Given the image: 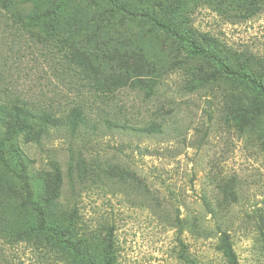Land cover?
<instances>
[{
    "label": "rangeland",
    "instance_id": "374dc122",
    "mask_svg": "<svg viewBox=\"0 0 264 264\" xmlns=\"http://www.w3.org/2000/svg\"><path fill=\"white\" fill-rule=\"evenodd\" d=\"M121 1L141 10L161 3L169 13L178 7V31L208 34L264 66V0ZM2 2L0 264L98 262L107 237L116 264H225L215 250L220 231L229 234L239 264H264V95L234 80L201 89L192 80L201 58H189L163 26L120 15L113 22L125 33L127 53L140 54L161 75L150 86L139 77L103 92L70 63L60 35L26 27ZM154 11L167 19L165 8ZM223 90L261 108L252 129L241 133L225 120ZM18 106L48 114H37L44 130L38 140L7 126ZM75 108L83 119L72 132L65 118ZM49 114L58 125L45 123ZM56 167L58 197L47 203ZM228 181L234 202L221 190ZM37 211L45 212L48 231ZM74 211L83 256L62 250L53 236ZM29 227L31 235L22 233Z\"/></svg>",
    "mask_w": 264,
    "mask_h": 264
},
{
    "label": "trees",
    "instance_id": "16d2710c",
    "mask_svg": "<svg viewBox=\"0 0 264 264\" xmlns=\"http://www.w3.org/2000/svg\"><path fill=\"white\" fill-rule=\"evenodd\" d=\"M160 4L154 3L141 10L138 6L121 0H3L1 6L28 28L40 24L44 28L42 30L51 37L60 35L63 38L62 48L66 47L70 63L86 75V80L97 84L103 92L127 87L132 79L139 77H143L144 84L149 82L147 85L150 86L161 75V72H157V68L144 60L140 54L127 53L130 47L124 44V40L127 39L125 33H122L120 24L116 28V23L113 22L116 15H120L158 28L163 26L165 33L178 38L189 58H201L203 62L201 61L198 73L192 75L193 82L200 84L201 89H206L214 83L234 80L245 83L260 95H264V66L261 59L256 62L254 56L227 49L208 34L201 33L195 37L190 32L178 31L174 28L173 21L179 8L169 13L167 6ZM155 6L159 9L165 8L166 20H161L156 15ZM110 27L116 29L110 30ZM252 61L260 67L259 75L252 71L250 66ZM221 101L225 120H230L239 132L244 133L246 129H252L257 124L255 115L261 110L259 106L251 107L247 102L241 103V99L229 96L224 90L221 92ZM13 110L7 126L17 129L28 142L38 140L44 130L36 123V119H39L37 114L45 113H34L28 106L14 107ZM82 114L80 109L75 108L65 118L72 132L78 129L83 119ZM49 116L45 121L46 124H59V119H55L50 114ZM0 159H3L1 151ZM57 169L56 167L53 188L49 185L44 192L47 203L53 202L58 197L60 175ZM233 187V181H228L221 185V190L223 194L231 193L234 202L237 197ZM37 213L43 224L47 225L45 212L37 211ZM68 220L70 224L68 222L60 229L53 228L55 232L53 236L60 240L62 250L70 249L77 255L83 256L87 248L81 239L82 225L78 224L80 223L78 213L72 212ZM50 225L46 226L45 231H48L47 227ZM111 229L108 230L109 235L112 233ZM33 231V228L29 227L22 233L31 235ZM113 250V241L107 237L102 248L101 261L88 259L89 264H116ZM215 250L222 256L225 264H239L229 234L226 232L220 231Z\"/></svg>",
    "mask_w": 264,
    "mask_h": 264
}]
</instances>
